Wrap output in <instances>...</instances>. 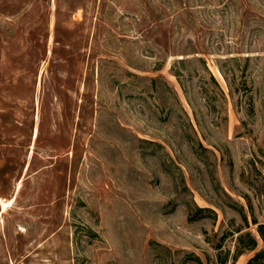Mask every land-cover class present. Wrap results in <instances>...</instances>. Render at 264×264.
<instances>
[{"label": "rangeland", "instance_id": "374dc122", "mask_svg": "<svg viewBox=\"0 0 264 264\" xmlns=\"http://www.w3.org/2000/svg\"><path fill=\"white\" fill-rule=\"evenodd\" d=\"M262 186L264 0H0V264H215Z\"/></svg>", "mask_w": 264, "mask_h": 264}, {"label": "trees", "instance_id": "16d2710c", "mask_svg": "<svg viewBox=\"0 0 264 264\" xmlns=\"http://www.w3.org/2000/svg\"><path fill=\"white\" fill-rule=\"evenodd\" d=\"M174 74L178 77L177 72H175ZM210 78L215 84L216 88L222 93V90L215 77L211 74ZM199 145L202 147V144L199 143ZM258 192L260 193V195H264V186L259 188ZM242 196L246 201V208L251 216L250 221L252 224L256 225V232L258 234V237L262 241H264V221H258L256 216L254 215L250 196L248 194H243ZM239 207L243 208L244 206L241 205ZM206 211H209L213 214L215 213L211 208L195 206L194 210L190 211L189 213V220H195L197 218L204 217L205 215H207L205 214ZM243 215L245 227L242 228L240 226H237L233 230H226L221 234V236L217 239V242L214 244V248L218 251L215 264H235L238 257L246 251L255 252L248 258L245 264H264V248L256 250L258 245V237L248 229L250 227L249 221L244 213ZM245 228L247 229L244 230ZM234 234L236 235L234 236ZM233 237H235L233 252L230 253V250L228 249L223 251L222 245L225 239ZM195 259L200 262L198 257H195ZM201 263L202 262H200V264Z\"/></svg>", "mask_w": 264, "mask_h": 264}, {"label": "crops", "instance_id": "0c3cea01", "mask_svg": "<svg viewBox=\"0 0 264 264\" xmlns=\"http://www.w3.org/2000/svg\"><path fill=\"white\" fill-rule=\"evenodd\" d=\"M250 256H251L250 252L241 254L236 260L235 264H245Z\"/></svg>", "mask_w": 264, "mask_h": 264}, {"label": "bare ground", "instance_id": "6f19581e", "mask_svg": "<svg viewBox=\"0 0 264 264\" xmlns=\"http://www.w3.org/2000/svg\"><path fill=\"white\" fill-rule=\"evenodd\" d=\"M35 134H36V133H35ZM12 201H13V199H8V200L3 201V199L0 198L2 211H5V210L7 209V207H8V205H9L10 203H12Z\"/></svg>", "mask_w": 264, "mask_h": 264}]
</instances>
